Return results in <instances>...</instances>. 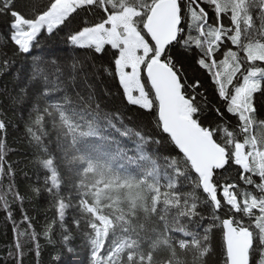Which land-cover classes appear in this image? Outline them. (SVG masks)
<instances>
[{
  "label": "snow or ice",
  "instance_id": "6c2138e0",
  "mask_svg": "<svg viewBox=\"0 0 264 264\" xmlns=\"http://www.w3.org/2000/svg\"><path fill=\"white\" fill-rule=\"evenodd\" d=\"M79 10L92 12L96 19L70 33L69 43L99 55L110 46L112 61L105 70L118 81L129 104L156 116L161 132L178 149L177 157H166L162 166L142 143L135 146V159L119 148L100 153L82 143L83 138L99 135L95 118L99 106L93 109L90 98L76 104L64 96L33 110L36 115L28 132L36 146L43 144L46 120L57 139L64 141L61 164L45 148L48 155L41 160L45 187L50 193L60 189L65 182L60 168H65L67 182L78 194L79 218L74 223L88 242L89 264H207L215 229L222 232L221 264H252L253 257L264 264V132L257 134L264 129V120L257 119L253 104L264 81V0H45L27 12L18 10L16 0H0V15L11 18L8 39L14 53H29L41 34L67 26ZM174 45L198 50L196 64L218 85L226 111L236 117L235 125L221 120L216 127H205L199 121L200 82L185 79L183 66L169 52ZM3 57L7 66L6 53ZM77 71L72 64L69 78ZM33 75L44 82L41 94L52 97L65 70L52 61L51 68L37 65ZM5 129L0 121V130ZM122 160L134 167L118 163ZM233 164L240 169L243 186L223 177ZM5 176L14 178L15 170L7 160L6 143L0 140V211L15 225V252L9 255L22 264L21 239L35 241L37 236L29 231L33 226L26 214L23 222L28 228L21 231L16 224L8 196L21 201L23 197L18 190L13 193L11 179L4 189ZM181 178L206 194L204 203L213 208L207 226L190 229L194 217L203 218L200 197L195 191H179ZM56 205L63 224L72 205L63 199ZM225 208L231 215L222 218L217 213ZM54 224L55 220L46 236ZM72 238L70 233L63 236L69 251Z\"/></svg>",
  "mask_w": 264,
  "mask_h": 264
},
{
  "label": "trees",
  "instance_id": "16d2710c",
  "mask_svg": "<svg viewBox=\"0 0 264 264\" xmlns=\"http://www.w3.org/2000/svg\"><path fill=\"white\" fill-rule=\"evenodd\" d=\"M45 0H16L18 10L27 12L33 5L42 4ZM10 16L0 15V121L6 125L5 130H0V140L7 146V160L15 170L14 178H3L4 189L7 190L9 180L14 182V191L18 190L23 200H13L8 196L11 203L16 224L23 231L28 225L23 222V214L31 218L32 229L37 239H21L25 244L23 249L22 264H89L90 252L88 242L85 240L80 228L75 226V220L79 218L76 209L77 192L72 184L68 183L69 174L61 167L64 183L62 187L50 193L45 187L46 173L41 167V160L47 158L48 153H54L57 163L63 162L65 150L64 141L58 140L56 132L51 127L49 120L45 121L46 132L42 136L43 144L36 146L32 140L28 127L35 118L36 108L43 109L51 99L69 97L73 103L78 104L82 99L88 100L93 109L98 105L95 112L97 131L99 135L83 138L82 143L95 147L100 153H113L117 148L128 153L135 159L134 149L138 143H142L144 150L153 158H157L163 166L166 157L175 158L178 149L171 143L167 134L161 132L156 123V116L138 106L129 104L123 95L118 81L106 71L112 61L113 49L107 46L103 55L95 54L89 49L78 48L68 41V35L81 28L85 21L92 23L96 16L92 12L79 10L70 24L54 30L53 33H43L33 42L29 53L13 52L14 45L9 41ZM215 20V17H211ZM223 23H230L227 17ZM230 46V45H229ZM197 51L195 48L186 51L180 45H174L169 49L178 66H183L185 79L188 82L198 80L200 87L198 92L203 94L197 97L201 111L198 114L199 121L205 126L216 127L221 120L232 125L236 124V117L226 111L227 103L218 95V85L213 82L207 70L201 69L196 64ZM6 53L8 64L3 63V54ZM222 58V55L221 57ZM55 61L65 70L63 82L59 90L52 97H44L41 93L44 88L42 79L34 78V69L40 67L51 68ZM76 64L78 71L69 78L68 71L72 64ZM259 65L260 62H257ZM191 91V89H188ZM253 104L256 109L258 120H264V81L262 87L253 95ZM222 113L223 116L218 114ZM35 130V129H34ZM87 130V129H85ZM264 132L258 129L257 134ZM130 169L128 160L118 161ZM240 169L236 165H230L223 173V177H229L230 182L240 181ZM217 180L222 176L218 173ZM254 179L259 182V177ZM251 188V186H248ZM38 189V191H37ZM179 191L193 192L200 197V216L194 217L190 229H197L198 225L207 226L212 222L213 208L204 203L206 194L196 190L190 182L180 179ZM222 199V197H219ZM63 199L72 206L66 209L63 224L56 214V201ZM227 209L217 214L224 217ZM231 215V213H227ZM51 227L50 234L45 232ZM14 224L4 211H0V264H17V259L9 255L15 252L14 248ZM71 234V251L63 240L65 234ZM179 236V233H172ZM212 254L207 259V264H221L222 262V232L213 230L210 235ZM38 245V254H37ZM160 255H165L161 252ZM190 259V257H189ZM252 264H257L253 257Z\"/></svg>",
  "mask_w": 264,
  "mask_h": 264
},
{
  "label": "rangeland",
  "instance_id": "374dc122",
  "mask_svg": "<svg viewBox=\"0 0 264 264\" xmlns=\"http://www.w3.org/2000/svg\"><path fill=\"white\" fill-rule=\"evenodd\" d=\"M125 98V97H124ZM126 100V99H125Z\"/></svg>",
  "mask_w": 264,
  "mask_h": 264
},
{
  "label": "water",
  "instance_id": "95a60500",
  "mask_svg": "<svg viewBox=\"0 0 264 264\" xmlns=\"http://www.w3.org/2000/svg\"><path fill=\"white\" fill-rule=\"evenodd\" d=\"M150 39V38H149Z\"/></svg>",
  "mask_w": 264,
  "mask_h": 264
}]
</instances>
